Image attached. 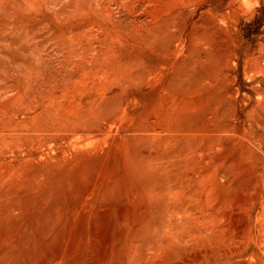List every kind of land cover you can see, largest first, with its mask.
<instances>
[{"label":"rangeland","instance_id":"obj_1","mask_svg":"<svg viewBox=\"0 0 264 264\" xmlns=\"http://www.w3.org/2000/svg\"><path fill=\"white\" fill-rule=\"evenodd\" d=\"M116 1L0 0V264H264V0Z\"/></svg>","mask_w":264,"mask_h":264},{"label":"bare ground","instance_id":"obj_2","mask_svg":"<svg viewBox=\"0 0 264 264\" xmlns=\"http://www.w3.org/2000/svg\"><path fill=\"white\" fill-rule=\"evenodd\" d=\"M173 3L174 2H172V0H119V2L116 1V6H112L109 3L110 5L103 6L100 10H95V8L98 6H95V8H92V7L90 8V6H91L90 5L89 10L87 12H89V11L92 12L94 14V17L100 22H110V23H113L114 25H117V23H119L120 20L125 19L128 22L127 23L128 26L126 28H128V30L130 29L129 32L127 33L129 37H132L138 31H139V33L142 31V34H143V31H144L146 33L144 35L145 36L148 35L147 36L148 39L150 38V39H153V41H156L158 39L157 37L161 36L159 34V32H160V30H162L163 27L167 26L168 31H170L171 33H173V31H174V30H172L174 25L170 21L174 20V18L177 17V13L175 11H173V12L168 11V9L170 7L175 5ZM96 9H98V8H96ZM142 17L145 19H143ZM146 17H150V18H146ZM139 18H142L143 21L142 20L138 21ZM166 21H168V22H166ZM95 22H97V21L96 20H94L93 22L91 21L90 25H91V23H95ZM165 23H167V25ZM180 23H179V26H180ZM118 31H120V30L118 29ZM106 34L104 33L105 36H106ZM108 35H110V34H108ZM108 35H107V37H108ZM138 36H142L141 33ZM153 41H152V43H153ZM136 42H138V40ZM145 44L147 45V43H145ZM156 45H157V43H156ZM153 46H155V44ZM125 65L126 64H124V66ZM132 65H133V63H132ZM174 77H176V76H174ZM176 79H178V78H176ZM176 83H178V82H176Z\"/></svg>","mask_w":264,"mask_h":264},{"label":"clouds","instance_id":"obj_3","mask_svg":"<svg viewBox=\"0 0 264 264\" xmlns=\"http://www.w3.org/2000/svg\"><path fill=\"white\" fill-rule=\"evenodd\" d=\"M245 6L248 8V9H252L254 7L257 6V4L254 2V3H248V0H245Z\"/></svg>","mask_w":264,"mask_h":264}]
</instances>
